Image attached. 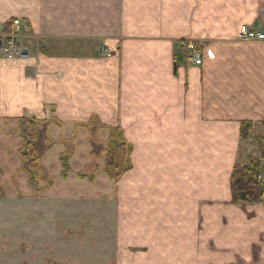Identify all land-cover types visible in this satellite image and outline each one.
I'll list each match as a JSON object with an SVG mask.
<instances>
[{
	"label": "crops",
	"instance_id": "obj_1",
	"mask_svg": "<svg viewBox=\"0 0 264 264\" xmlns=\"http://www.w3.org/2000/svg\"><path fill=\"white\" fill-rule=\"evenodd\" d=\"M16 18L30 58L0 60V140L29 117L78 141L112 126L133 147L96 264H264V204H234L231 190L234 167L259 159L242 124L262 122L264 139V41L238 38L264 28V0H0V37Z\"/></svg>",
	"mask_w": 264,
	"mask_h": 264
},
{
	"label": "rangeland",
	"instance_id": "obj_2",
	"mask_svg": "<svg viewBox=\"0 0 264 264\" xmlns=\"http://www.w3.org/2000/svg\"><path fill=\"white\" fill-rule=\"evenodd\" d=\"M45 122L49 125L40 126V135L44 136H39L34 145L41 155L39 165L44 168L41 174L45 182L41 185L53 182L56 188L51 192L43 191L37 196L29 186L20 156V135L8 142L0 140V147L10 144L14 149L8 155L0 154V264H56L68 258L81 264H96L95 258L104 249L109 250L103 237L114 221L111 206L117 200L118 181L133 166V147L112 126H88L81 130L78 141L77 128L57 130L53 126L47 131L55 122L46 119L42 123ZM252 125L250 136H254L256 144L255 136L263 138L256 126L263 123ZM64 155L71 157L67 179L61 176ZM108 187L112 201L103 191ZM78 225L85 226L86 238L74 244L66 238V228ZM99 248L98 252L90 251Z\"/></svg>",
	"mask_w": 264,
	"mask_h": 264
},
{
	"label": "trees",
	"instance_id": "obj_3",
	"mask_svg": "<svg viewBox=\"0 0 264 264\" xmlns=\"http://www.w3.org/2000/svg\"><path fill=\"white\" fill-rule=\"evenodd\" d=\"M11 25L6 29L9 32ZM188 44H184L183 51L187 52ZM201 53V49L197 47ZM19 124V135L23 141V146L20 149L23 169L28 176L29 186L36 192L37 196L43 191L50 190L54 187L53 182L47 186H42V171L44 168L39 165L41 155L34 145L36 139L41 136L40 126L49 125L48 122L42 123L35 118L21 117L17 119ZM253 129L252 123L245 122L242 124V137L250 138V133ZM259 159L250 158L248 166L236 165L231 176V190L233 203L237 205H255L264 204V176L262 174V162H264V139L255 136ZM69 155L63 156L61 160L62 172L61 176L67 179L70 174ZM86 178V177H84ZM93 183V180H90ZM45 182V181H44Z\"/></svg>",
	"mask_w": 264,
	"mask_h": 264
},
{
	"label": "built area",
	"instance_id": "obj_4",
	"mask_svg": "<svg viewBox=\"0 0 264 264\" xmlns=\"http://www.w3.org/2000/svg\"><path fill=\"white\" fill-rule=\"evenodd\" d=\"M31 31L30 24L20 18H16L11 22L9 32H5L0 37V60L8 62H24L28 61L30 54L26 53L25 48L20 41ZM238 38L247 42H263L264 28L250 29L243 26L240 30ZM190 62L196 66L202 65L201 53L194 44L189 46ZM111 54H107V58H111Z\"/></svg>",
	"mask_w": 264,
	"mask_h": 264
},
{
	"label": "water",
	"instance_id": "obj_5",
	"mask_svg": "<svg viewBox=\"0 0 264 264\" xmlns=\"http://www.w3.org/2000/svg\"><path fill=\"white\" fill-rule=\"evenodd\" d=\"M27 53V52H26ZM44 131H46V126L44 128ZM44 134L41 135V139L43 138Z\"/></svg>",
	"mask_w": 264,
	"mask_h": 264
}]
</instances>
